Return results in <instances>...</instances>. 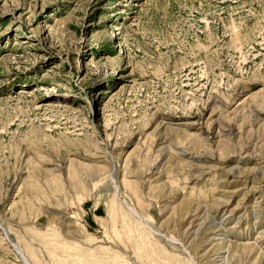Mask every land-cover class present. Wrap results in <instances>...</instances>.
Returning <instances> with one entry per match:
<instances>
[{
    "label": "rangeland",
    "instance_id": "1",
    "mask_svg": "<svg viewBox=\"0 0 264 264\" xmlns=\"http://www.w3.org/2000/svg\"><path fill=\"white\" fill-rule=\"evenodd\" d=\"M0 264H264V0H0Z\"/></svg>",
    "mask_w": 264,
    "mask_h": 264
}]
</instances>
